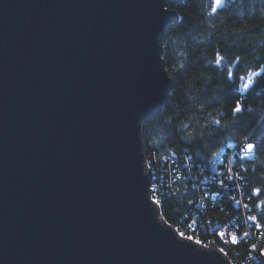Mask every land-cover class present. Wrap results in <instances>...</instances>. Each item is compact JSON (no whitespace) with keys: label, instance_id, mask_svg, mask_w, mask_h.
I'll return each mask as SVG.
<instances>
[{"label":"water","instance_id":"obj_1","mask_svg":"<svg viewBox=\"0 0 264 264\" xmlns=\"http://www.w3.org/2000/svg\"><path fill=\"white\" fill-rule=\"evenodd\" d=\"M181 1L0 0V264H232L181 238L142 175Z\"/></svg>","mask_w":264,"mask_h":264},{"label":"trees","instance_id":"obj_2","mask_svg":"<svg viewBox=\"0 0 264 264\" xmlns=\"http://www.w3.org/2000/svg\"><path fill=\"white\" fill-rule=\"evenodd\" d=\"M209 4L182 0L167 5L180 16L167 30L182 34L183 50L164 51L163 57L177 64L173 89L163 110L146 120H157L156 131L161 133L148 149L152 182L159 188L161 211L169 224L183 229L193 221L194 237L217 243L234 264H264L259 255L264 235L247 220L260 215L254 207L258 200L249 192L264 189V75L253 77L247 92L240 90V77L264 71V0H224L215 15H207ZM217 54L224 58L222 66L215 63ZM229 70L234 71L232 78ZM237 100L242 110L234 112ZM189 115L188 127L178 130V122ZM189 131L192 136L185 140ZM245 142L256 145L253 158L236 154L231 164L232 147L239 149ZM227 169L243 179H228L232 173ZM233 197L249 207L236 204ZM220 228L236 232L239 242L221 239ZM253 243L256 250L251 249Z\"/></svg>","mask_w":264,"mask_h":264},{"label":"snow or ice","instance_id":"obj_3","mask_svg":"<svg viewBox=\"0 0 264 264\" xmlns=\"http://www.w3.org/2000/svg\"><path fill=\"white\" fill-rule=\"evenodd\" d=\"M223 7H224V0H210L211 11H210L209 15H215ZM166 10H168V9H166ZM223 60H224L223 56L221 54H217L216 59H215V63L218 66H222L224 64ZM233 75H234V71L233 70H229L228 71V78H232ZM260 75H264V71L253 72V73H250L247 77H240V80L243 81L240 84V90L243 91V92H247L251 88L252 83L254 82L253 77H257V76H260ZM240 110H242V104H241V101L237 100L235 102V105L232 108V111L238 112ZM216 123H219V121H216ZM255 149H256V145L247 144V145L241 146L240 151L244 153V157L246 158V157H251L253 155ZM227 172H231L232 173L231 176L227 177L228 179H232V180L233 179H236V180L243 179V177L240 176L239 174H237L234 169H227ZM220 183H221L222 187H227V184H225L224 181H220ZM150 189L153 190L151 192L152 193L151 204L152 205H157V206L160 205L161 204V199L157 195V185L153 184L150 187ZM212 194L213 195H218L219 193L218 192H213ZM262 195H264V189H262L260 187H254L249 192V196H254L258 200V202L255 204L254 207L257 208V209H260V215L259 216L249 215L247 217V220L254 224V227L261 233V235H264V223L260 222V219L262 217H264V199L261 198ZM233 201L236 204H241L242 203L241 200L236 199L235 197H233ZM189 203H193V201L189 200ZM242 207L247 209L249 207V204L246 203V202L242 203ZM217 235L221 239H223L225 237L226 233L224 231H221V232H218ZM244 235L247 236V233H245ZM180 236H181V238H183L184 234L180 233ZM188 239L191 240L192 237H188ZM231 242L234 245L239 242V239H238L237 235L233 234L231 236ZM197 243H199V241H197ZM251 249L252 250H256L257 249V245L253 243L251 245ZM219 251L221 253H223L224 249L221 248V249H219ZM259 255L264 257V248L259 249Z\"/></svg>","mask_w":264,"mask_h":264},{"label":"clouds","instance_id":"obj_4","mask_svg":"<svg viewBox=\"0 0 264 264\" xmlns=\"http://www.w3.org/2000/svg\"><path fill=\"white\" fill-rule=\"evenodd\" d=\"M207 7V15H209L211 8L210 4L206 6ZM204 23L207 22L205 19L202 21ZM183 40V36L181 33L176 32L174 29L169 28L165 33L159 35L157 37V44L161 48L162 51H174L179 49L182 51L181 41ZM179 59V58H177ZM163 60V66L165 69H167V75L174 77V73L177 71V64L174 63L172 60L166 59L162 57ZM167 115V113H165ZM192 120L191 115L186 117L184 120H181L178 122V130H183L188 127L189 121ZM196 123L199 125L200 122L196 121ZM158 124L157 120L152 121H145L142 117L138 120V132L137 137L139 138L140 144H141V150L143 154V163H142V175L146 178L151 175L152 171L149 166V146L154 143L158 139V137L161 135V133H158L156 131V125ZM198 131V129H195ZM192 136V132L189 131L188 133L184 134V139L187 140ZM262 161H264V156L260 157ZM264 175V173H262Z\"/></svg>","mask_w":264,"mask_h":264},{"label":"built area","instance_id":"obj_5","mask_svg":"<svg viewBox=\"0 0 264 264\" xmlns=\"http://www.w3.org/2000/svg\"><path fill=\"white\" fill-rule=\"evenodd\" d=\"M247 144H253V143H249V142H245L243 145H247ZM243 145H241V146H243ZM254 145V144H253ZM229 148H231V147H229ZM241 148V147H240ZM240 148L238 149V148H234V147H232V154L230 155V163L232 164L233 163V161H234V157H235V155L236 154H240V155H242L243 157H244V153L243 152H241L240 151ZM223 153H224V151H223ZM253 156H254V153H253V155L251 156V157H246V158H253ZM152 171V170H151ZM152 181H153V179H154V172L152 171ZM154 183L153 182H151V186L153 185ZM155 185H156V183H155ZM158 186H157V195H158ZM153 190H151V192H152ZM151 196H152V193H151ZM159 196V195H158ZM160 207H161V204L159 205ZM175 228H176V230L178 231V233L180 234V233H183L184 234V236H187V237H192V239H194V240H196V241H199L201 244H203V245H206V244H209L208 242L207 243H203L199 238H195L194 237V235H193V231L196 229V223L195 222H193V221H191L190 222V224H188V228L187 227H184L183 229H179V228H177L176 226H174ZM221 231H224L225 233H226V235H225V237L223 238V240H225V241H231V236L233 235V234H235V235H237V237H238V239H240V237H239V235L236 233V232H234L233 230L232 231H230V230H226V229H224V228H220L219 229V231L218 232H221ZM250 231H249V229H246L245 231H244V233H243V235L245 234V233H249ZM220 247V246H219ZM220 249H221V247H220ZM224 253L227 255V253H226V251H224ZM228 256V255H227ZM231 263L232 264H234L233 263V261L231 260Z\"/></svg>","mask_w":264,"mask_h":264},{"label":"rangeland","instance_id":"obj_6","mask_svg":"<svg viewBox=\"0 0 264 264\" xmlns=\"http://www.w3.org/2000/svg\"><path fill=\"white\" fill-rule=\"evenodd\" d=\"M206 246H209V244H206Z\"/></svg>","mask_w":264,"mask_h":264}]
</instances>
